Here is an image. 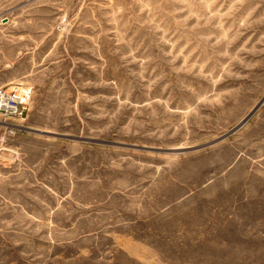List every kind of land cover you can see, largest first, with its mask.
Returning a JSON list of instances; mask_svg holds the SVG:
<instances>
[{"label":"rangeland","instance_id":"374dc122","mask_svg":"<svg viewBox=\"0 0 264 264\" xmlns=\"http://www.w3.org/2000/svg\"><path fill=\"white\" fill-rule=\"evenodd\" d=\"M1 87L0 264H264V0H0Z\"/></svg>","mask_w":264,"mask_h":264},{"label":"built area","instance_id":"2783aa9c","mask_svg":"<svg viewBox=\"0 0 264 264\" xmlns=\"http://www.w3.org/2000/svg\"><path fill=\"white\" fill-rule=\"evenodd\" d=\"M24 94L18 87L0 88V113L5 116L20 115Z\"/></svg>","mask_w":264,"mask_h":264},{"label":"bare ground","instance_id":"6f19581e","mask_svg":"<svg viewBox=\"0 0 264 264\" xmlns=\"http://www.w3.org/2000/svg\"><path fill=\"white\" fill-rule=\"evenodd\" d=\"M239 126V125H238Z\"/></svg>","mask_w":264,"mask_h":264}]
</instances>
